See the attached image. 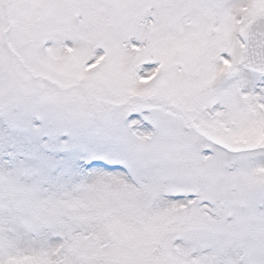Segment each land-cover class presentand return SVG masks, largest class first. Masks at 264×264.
I'll return each mask as SVG.
<instances>
[{
    "label": "snow or ice",
    "instance_id": "1",
    "mask_svg": "<svg viewBox=\"0 0 264 264\" xmlns=\"http://www.w3.org/2000/svg\"><path fill=\"white\" fill-rule=\"evenodd\" d=\"M0 264H264V0H0Z\"/></svg>",
    "mask_w": 264,
    "mask_h": 264
}]
</instances>
